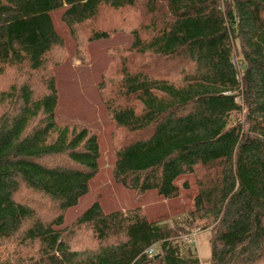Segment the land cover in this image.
<instances>
[{
    "label": "trees",
    "instance_id": "16d2710c",
    "mask_svg": "<svg viewBox=\"0 0 264 264\" xmlns=\"http://www.w3.org/2000/svg\"><path fill=\"white\" fill-rule=\"evenodd\" d=\"M55 10L82 62L88 43L131 35L96 84L117 129L113 181L173 200L193 176L176 228L209 227L206 264H264V0H0V264H205L140 205L94 201L60 228L101 153L95 133L55 121Z\"/></svg>",
    "mask_w": 264,
    "mask_h": 264
},
{
    "label": "rangeland",
    "instance_id": "374dc122",
    "mask_svg": "<svg viewBox=\"0 0 264 264\" xmlns=\"http://www.w3.org/2000/svg\"><path fill=\"white\" fill-rule=\"evenodd\" d=\"M61 11L51 12V17L56 30L63 38L64 50L61 58L58 50L48 57L56 59L52 68L58 93L55 121L59 124L86 127L95 133L101 159L99 173L92 179L89 193L82 197L76 206L64 212V222L60 228L70 225L94 201L99 202L104 211L124 210L140 205L145 209L150 219L168 222L173 226L177 231V237L190 244L203 263H208L210 257L209 227L204 229L201 226H194L193 228L188 227V231H183L176 228L175 224L177 219H182L194 209V197L198 190L193 176L180 177L177 180L180 192L179 196L173 200L159 199L154 191H148L144 195L136 197L130 190L116 184L112 179L111 168L115 158L117 129L104 110L96 91V84L108 61L106 49L127 47L131 42V35L124 31H116L108 39L88 43L85 46L87 60L82 62L76 56L75 41L70 35L69 29L60 20ZM0 82H4L1 77ZM234 118L235 115L232 114L229 123H232ZM185 181L189 185L187 189L182 188V183ZM82 240L86 243L85 239H80L79 246H84ZM10 248L12 245L4 246L1 250ZM22 252H30V250Z\"/></svg>",
    "mask_w": 264,
    "mask_h": 264
},
{
    "label": "built area",
    "instance_id": "2783aa9c",
    "mask_svg": "<svg viewBox=\"0 0 264 264\" xmlns=\"http://www.w3.org/2000/svg\"><path fill=\"white\" fill-rule=\"evenodd\" d=\"M232 64H234V65L237 64L235 58L232 59ZM147 253H148L149 257H153V256H154L152 248H149V249L147 250Z\"/></svg>",
    "mask_w": 264,
    "mask_h": 264
}]
</instances>
